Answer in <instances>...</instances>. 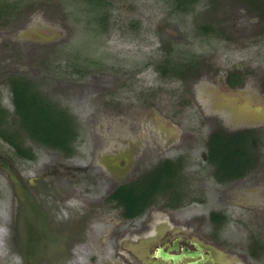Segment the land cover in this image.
I'll list each match as a JSON object with an SVG mask.
<instances>
[{
    "label": "rangeland",
    "instance_id": "obj_1",
    "mask_svg": "<svg viewBox=\"0 0 264 264\" xmlns=\"http://www.w3.org/2000/svg\"><path fill=\"white\" fill-rule=\"evenodd\" d=\"M88 1L0 0V129H9L11 141L36 160H21L0 138V163L9 161L19 171L29 166L30 174L36 167H56L66 181L72 168L89 167L85 158L96 148L119 147L126 137H136L144 145L136 147L134 153L140 154L130 172L139 175L163 158L182 156L187 172L176 175L184 195L179 219L202 229L225 262L264 264V0H199L185 12L173 0ZM231 74L244 79V87H227ZM10 80L27 82L50 112L69 119L65 123L75 147L71 161L63 160L62 150L30 140L15 112ZM215 92L231 95L233 102H218ZM243 103L256 113L238 116ZM250 128L249 135L240 131ZM209 133L231 137L218 145L231 156L246 147L251 152L253 165L240 178L218 181L214 176L215 166L203 157ZM238 156L245 163V156ZM96 184L90 190L99 189L104 179ZM75 188L84 193L88 187ZM102 189L94 203H102ZM168 202L156 201L155 219L170 213ZM2 207L0 200V220ZM105 212L106 207L99 213ZM212 213L221 216L219 227L209 220ZM63 216L67 222L74 219L69 211ZM109 217L116 219L114 213ZM132 226L99 224L87 214L79 240L94 247L105 229L125 233ZM4 231L0 226V238Z\"/></svg>",
    "mask_w": 264,
    "mask_h": 264
},
{
    "label": "flooded vegetation",
    "instance_id": "obj_2",
    "mask_svg": "<svg viewBox=\"0 0 264 264\" xmlns=\"http://www.w3.org/2000/svg\"><path fill=\"white\" fill-rule=\"evenodd\" d=\"M160 76L164 77V75ZM201 78L199 76L193 79L192 84L199 82ZM226 78L227 87L237 89L245 85V80L236 75L231 74ZM17 82L16 80L8 81L12 102L14 85ZM26 83L23 82V84ZM27 86L30 88L29 85ZM217 93L215 92L214 95L219 98L218 102L221 99L224 104L233 102L231 95ZM195 102L198 104L197 97ZM249 113L255 114L256 111L247 103L238 107V116ZM65 121L69 119L65 117ZM249 130L251 128L240 131L249 135L251 133ZM149 134H151V139L155 138L154 133L149 132ZM214 134L209 133L208 138ZM69 138L68 150L58 149L65 153L63 160L73 159L70 157L74 155L72 153L75 147L72 146L73 140L70 136ZM151 139L149 141H152ZM2 140L7 146L13 148L21 160H29L32 163L36 161L29 149L19 145L16 148L8 140ZM30 140L34 144L48 147L31 137ZM141 141V139L129 136L123 139V144L119 147L106 145L105 150L97 151L98 148H96L94 153L89 151L90 156L85 158L90 164L89 167L72 168L69 171L72 176L67 175L69 178L66 181L62 180L63 176L56 167L55 169L51 167L49 169L47 165L41 168L36 167L35 171L30 174L29 171L32 168L29 166H24L23 170L19 171L13 169L9 161L4 164L0 163V195L1 197L4 195L0 199L4 207V210H1L4 214L1 217L0 226L1 228L4 226L5 230L3 237L0 238V264H16V257L20 264H229L224 261L223 254L218 251L217 246L205 240L203 235L206 233L202 232V229L179 219L177 215L184 210V195L176 181L179 171L187 172L186 165L181 159L182 156L163 158L156 165L140 171L139 175L135 171H129L134 163L133 160H136L140 154L134 153L136 147L144 145ZM151 147L152 145H149L148 148ZM203 157L208 162L209 154L206 144ZM54 163L59 165L56 161ZM135 164L138 165L137 167L142 165H139V161ZM75 172L81 173V180H74L77 178ZM184 172L183 175H186ZM169 173L171 176L167 178ZM100 178L104 179V185L101 184L99 189L92 191L96 189V181ZM158 179L164 189L156 194L158 199L156 200V195L152 196L141 213L131 218L124 217L122 203L111 196L121 187L148 183L152 185L154 180ZM106 181V184H109L108 189H105ZM80 184H87L88 188L84 193L78 192L75 188ZM100 189H102L100 195L102 203H94V196L99 193ZM164 193L167 194L164 195ZM168 193H172L170 198ZM163 197L169 201L166 209L170 213H164L165 217L155 219L153 205L159 199L165 200ZM81 199L86 200V205L81 203ZM104 207L109 213H99ZM67 211L71 212L74 218L69 222L65 221L63 216ZM111 213L116 215L115 220L109 217ZM87 214L99 224L102 221L110 225L126 221L133 226L125 233L120 228L115 231L105 229L101 235L102 240L96 246L91 247L86 240H79V233L87 225ZM212 214L217 216V213ZM211 215L209 220L219 227L217 223L220 222L213 221ZM93 224H89L91 228ZM170 256L177 257V260L173 261Z\"/></svg>",
    "mask_w": 264,
    "mask_h": 264
},
{
    "label": "trees",
    "instance_id": "obj_3",
    "mask_svg": "<svg viewBox=\"0 0 264 264\" xmlns=\"http://www.w3.org/2000/svg\"><path fill=\"white\" fill-rule=\"evenodd\" d=\"M88 1V0H85ZM92 1V0H91ZM96 5L103 4V0H95ZM199 0H173V3L176 4V9L181 12H185L187 7L195 5ZM89 4V1L87 2ZM28 84H23L21 81L17 82L14 85V108L15 112L19 115L22 120V127L26 129L28 135L41 143L42 145L48 146L53 149H62L69 147V136L73 134L70 126L65 123V116L63 113L52 111L50 105H46L39 99L36 93L31 92V88H28ZM27 86V88L25 87ZM43 104H42V103ZM2 109H0V126L3 120ZM58 114V116L56 115ZM45 118H48L45 120ZM9 129H0V137L4 140H8L10 144L18 148L17 144L12 142L13 135L8 136ZM242 134V133H241ZM227 137L219 135H213L209 141H207L208 147V159L215 166V177L218 181L224 180H236L245 173L247 167L253 165L254 158L251 152L247 149L241 150L237 153L238 155L245 156V163L241 162L242 157L234 154L233 156L228 154L227 151H224L218 145L221 138ZM238 135H235V140L240 141L241 138ZM229 138V137H227ZM231 138V137H230ZM229 138V139H230ZM248 138V137H246ZM219 139H221L219 141ZM251 139H253L251 137ZM246 140V139H245ZM250 140V137L249 139ZM247 141V140H246ZM68 150V149H67ZM243 156V157H244ZM237 158H241L240 162ZM167 178H170L171 173L167 175ZM155 182V183H154ZM153 184H143L132 186H125L119 188L111 198H116L119 202L122 203L124 208V217L131 218L143 211L147 206V201L152 196L154 197L157 193L162 192L164 189L160 184L159 179L154 180ZM146 201V202H144ZM144 202V203H143ZM211 219L213 221L222 222L221 216L212 214Z\"/></svg>",
    "mask_w": 264,
    "mask_h": 264
},
{
    "label": "water",
    "instance_id": "obj_4",
    "mask_svg": "<svg viewBox=\"0 0 264 264\" xmlns=\"http://www.w3.org/2000/svg\"><path fill=\"white\" fill-rule=\"evenodd\" d=\"M170 259H172L173 261H176L177 257L170 256Z\"/></svg>",
    "mask_w": 264,
    "mask_h": 264
}]
</instances>
